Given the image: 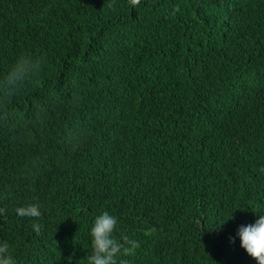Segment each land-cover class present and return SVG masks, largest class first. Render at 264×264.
I'll list each match as a JSON object with an SVG mask.
<instances>
[{
    "label": "trees",
    "instance_id": "trees-1",
    "mask_svg": "<svg viewBox=\"0 0 264 264\" xmlns=\"http://www.w3.org/2000/svg\"><path fill=\"white\" fill-rule=\"evenodd\" d=\"M0 209L9 264H89L103 211L117 264H256L264 0H0Z\"/></svg>",
    "mask_w": 264,
    "mask_h": 264
},
{
    "label": "clouds",
    "instance_id": "clouds-1",
    "mask_svg": "<svg viewBox=\"0 0 264 264\" xmlns=\"http://www.w3.org/2000/svg\"><path fill=\"white\" fill-rule=\"evenodd\" d=\"M38 68V62L21 58L8 73L7 87L14 88L28 73L37 71ZM0 212H3V209H0ZM254 213L258 214V218L253 223L238 226L235 235L239 238L240 247L255 259L256 264H264V212ZM15 218L18 222H30L32 233L37 237L40 235L39 225L36 222L41 219V213L37 207H18L15 210ZM116 226L117 217L108 211H103L94 218L90 229L93 251L88 257L89 264H117L122 246L113 235ZM8 247L7 242L0 241V264H9Z\"/></svg>",
    "mask_w": 264,
    "mask_h": 264
}]
</instances>
